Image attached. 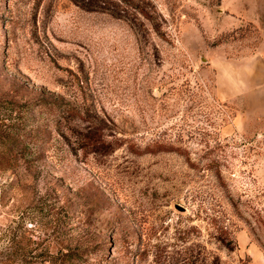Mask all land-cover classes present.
<instances>
[{
    "label": "rangeland",
    "instance_id": "obj_1",
    "mask_svg": "<svg viewBox=\"0 0 264 264\" xmlns=\"http://www.w3.org/2000/svg\"><path fill=\"white\" fill-rule=\"evenodd\" d=\"M133 1L0 0V264H264V0Z\"/></svg>",
    "mask_w": 264,
    "mask_h": 264
},
{
    "label": "crops",
    "instance_id": "obj_2",
    "mask_svg": "<svg viewBox=\"0 0 264 264\" xmlns=\"http://www.w3.org/2000/svg\"><path fill=\"white\" fill-rule=\"evenodd\" d=\"M257 47L249 54L224 60L219 85L225 95H245L257 99L264 115V48ZM259 105V104H258Z\"/></svg>",
    "mask_w": 264,
    "mask_h": 264
},
{
    "label": "trees",
    "instance_id": "obj_3",
    "mask_svg": "<svg viewBox=\"0 0 264 264\" xmlns=\"http://www.w3.org/2000/svg\"><path fill=\"white\" fill-rule=\"evenodd\" d=\"M119 1H122L129 8V9H124L123 7L122 9L121 7L124 13H120L119 11L120 9H114V8L111 9V7L105 6L100 3L96 5H89V6L83 5L82 3H79V4L87 9L107 10V11L114 13L116 16L123 17L126 19H130L129 12H130V6H131L133 10L135 11V13L138 12L146 18H150V20L152 19V15L143 5L134 3L133 0H119ZM117 5H120V4L117 2ZM97 129L91 128L89 124L81 127V130L78 131L76 135L78 144L86 150L107 152L108 150H110V144L105 139V137L102 135V133L98 131Z\"/></svg>",
    "mask_w": 264,
    "mask_h": 264
},
{
    "label": "water",
    "instance_id": "obj_4",
    "mask_svg": "<svg viewBox=\"0 0 264 264\" xmlns=\"http://www.w3.org/2000/svg\"><path fill=\"white\" fill-rule=\"evenodd\" d=\"M174 206L177 207L180 210H184L185 209V207L183 205L179 204V203H174Z\"/></svg>",
    "mask_w": 264,
    "mask_h": 264
}]
</instances>
